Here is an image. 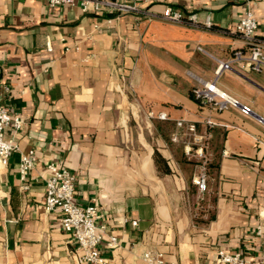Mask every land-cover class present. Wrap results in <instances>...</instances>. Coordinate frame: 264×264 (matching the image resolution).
<instances>
[{
    "label": "crops",
    "instance_id": "obj_1",
    "mask_svg": "<svg viewBox=\"0 0 264 264\" xmlns=\"http://www.w3.org/2000/svg\"><path fill=\"white\" fill-rule=\"evenodd\" d=\"M120 1L138 10L0 0V101L22 119L19 129L3 131L17 149L0 166V264H88L77 261L61 212L44 208L49 162L75 176L78 205L97 202L107 264H147L145 251L175 264H218L219 248L258 260L264 77L235 62L218 70V61L236 49L248 54L235 29L247 9L264 42V0ZM167 6L199 21L209 15L211 27L165 22L159 15ZM199 81L251 113L195 99ZM177 120L194 123L208 146L202 200L191 181L195 160L171 140L185 137ZM29 149L36 161L22 180L20 155Z\"/></svg>",
    "mask_w": 264,
    "mask_h": 264
},
{
    "label": "built area",
    "instance_id": "obj_2",
    "mask_svg": "<svg viewBox=\"0 0 264 264\" xmlns=\"http://www.w3.org/2000/svg\"><path fill=\"white\" fill-rule=\"evenodd\" d=\"M48 6L56 5H78L83 12H118L126 13L138 10L135 3H127L120 0H42ZM147 1V0H144ZM159 18L165 22L191 25L193 27H211V19L206 15L199 21L197 15L192 13L185 17L180 11L167 6ZM110 22V20H107ZM245 41L248 54L244 55L242 50L233 51V56L228 61H218V70L231 68V63L235 62L238 67L247 65L252 71L261 73L264 77V42L257 39V19L255 14L247 9L235 27ZM49 47V46H48ZM202 87L193 89L196 98L203 99L208 103H213L219 108H225L227 104L232 106L240 105L238 100L226 95L215 87L214 83L199 81ZM7 89V88H6ZM240 110L244 114H250L251 108L247 105H240ZM159 118H166L165 114H159ZM262 120V119H260ZM22 119L19 115H12L0 101V166H5L8 160L17 149L13 141L4 138L3 131L7 126L19 129ZM176 126L184 129V138L180 141L176 134L171 136L173 142L182 144L183 153L187 160H195L196 170L192 175V184L196 187L199 199H203L208 190L207 165L209 154L207 143L196 132L194 123H184L182 120L176 121ZM36 161V154L33 149L21 153L19 163V176L24 180ZM47 175L45 178L44 208L50 212L59 210L62 214L61 225L65 232L69 233L76 242V258L79 263L107 264V259L101 253L103 242V232L105 225L99 223L102 217L97 202L93 200L86 206H80L75 202V176L66 168H62L55 162L46 164ZM127 219L121 217L120 223ZM132 225H136V220H131ZM115 244V238L111 237L108 246ZM142 259L147 264H175L166 261L160 253L145 251ZM216 262L218 264H264V252L256 261L247 262L240 252L230 253L224 248L217 249Z\"/></svg>",
    "mask_w": 264,
    "mask_h": 264
},
{
    "label": "trees",
    "instance_id": "obj_3",
    "mask_svg": "<svg viewBox=\"0 0 264 264\" xmlns=\"http://www.w3.org/2000/svg\"><path fill=\"white\" fill-rule=\"evenodd\" d=\"M192 96H193L195 99L200 100L199 98H196L194 94H192Z\"/></svg>",
    "mask_w": 264,
    "mask_h": 264
}]
</instances>
